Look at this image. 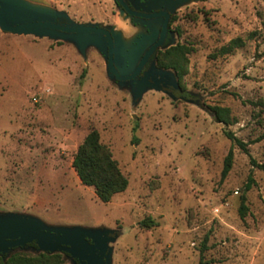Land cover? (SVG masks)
Segmentation results:
<instances>
[{
  "label": "rangeland",
  "instance_id": "rangeland-1",
  "mask_svg": "<svg viewBox=\"0 0 264 264\" xmlns=\"http://www.w3.org/2000/svg\"><path fill=\"white\" fill-rule=\"evenodd\" d=\"M26 1L111 30L122 11L116 0ZM169 11L168 46L189 48L185 72L157 65L177 86L139 96L137 81L108 74L94 45L82 53L69 38L0 29V216L110 230L108 264H264V170L251 161L264 164V0H190ZM133 21L141 34L121 38L122 73L134 65L125 54L135 49L137 60L159 27ZM235 38L239 47L219 51ZM214 105L230 109L231 124L215 121ZM92 129L128 180L108 202L72 167Z\"/></svg>",
  "mask_w": 264,
  "mask_h": 264
},
{
  "label": "water",
  "instance_id": "water-1",
  "mask_svg": "<svg viewBox=\"0 0 264 264\" xmlns=\"http://www.w3.org/2000/svg\"><path fill=\"white\" fill-rule=\"evenodd\" d=\"M129 14L152 18L163 16L162 29L158 40L152 44L136 64L135 49L125 54V59L131 64L128 73L120 71L117 57L122 52L123 41L110 28L93 23H75L67 14L50 7L33 4L26 0H0V29L9 33L35 34L38 36H60L72 39L78 49L84 53L86 47L94 45L106 58L108 74L119 82L137 81L134 89L139 96L147 86L160 88L172 85L176 81L171 72L154 68L137 80L146 59L160 46L165 38L169 13L159 11L151 14H137L132 11L124 0H116ZM190 0H150L152 6H164L172 10ZM58 33V34H57ZM56 37V36H54ZM149 78L151 80H149ZM112 239L110 230L94 231L81 228H53L45 226L32 217L0 216V254H8L13 248H23L34 242L39 251L64 252L78 264H108L109 247Z\"/></svg>",
  "mask_w": 264,
  "mask_h": 264
},
{
  "label": "trees",
  "instance_id": "trees-1",
  "mask_svg": "<svg viewBox=\"0 0 264 264\" xmlns=\"http://www.w3.org/2000/svg\"><path fill=\"white\" fill-rule=\"evenodd\" d=\"M166 45H168V42ZM240 45L241 40L235 38L232 39L228 45L221 47L219 51L225 54ZM188 53L189 48H187V46L176 44L168 46L164 51L158 50L155 59L158 66L171 69L177 77H181L187 66ZM207 109L212 114L215 121L225 125L232 123V117L228 107L214 105L207 106ZM225 135L242 151L248 152L246 142L237 138L232 132L225 131ZM232 160L233 153L230 148L224 158L222 169L223 178L230 171ZM251 161L253 165H258L264 170V164H256L254 160ZM72 167L80 181L84 185L93 187L96 196L102 202H108L114 194L123 192L128 185L126 176L120 171L117 162L112 158L107 147L101 144L98 132L94 129L90 130L79 144L72 160ZM249 181H251V178H249ZM245 209L246 206L244 202H242L239 208L241 215H243ZM24 248H32L34 252H25L22 250ZM65 256H68V254L64 252L57 251L49 253L39 251L35 243L30 242L23 248L16 247L8 254H0V264H68L65 261ZM200 264H207V262L200 260Z\"/></svg>",
  "mask_w": 264,
  "mask_h": 264
},
{
  "label": "flooded vegetation",
  "instance_id": "flooded-vegetation-1",
  "mask_svg": "<svg viewBox=\"0 0 264 264\" xmlns=\"http://www.w3.org/2000/svg\"><path fill=\"white\" fill-rule=\"evenodd\" d=\"M124 2L126 3V5L132 11H134L137 14H151V13H155V12H159V11H166V12L169 13L164 41H163V43L160 46L156 47L155 50L146 59V61H145L144 65H143L140 73L137 75V80H140L144 76L145 73L152 72L154 68L160 69L157 66L155 55H156L158 50H161L162 47L168 46L170 44L169 42H171V37H172L171 36V29H170V17H171V14H170L169 9L164 7V6H159V7L158 6H154V5L152 6V4L150 3V0H132V2L130 0H124ZM117 5L119 6V9L122 10V12H126L132 18H137V19H140V20H143V21H151V20H156V19L159 21V27H158V30H157L155 38L143 50V52L141 53V55L139 56V58L136 61V64H137L139 62V60L141 59L143 53L152 44H154L158 40L160 31L162 29V24H163L164 17L163 16H156V17L148 18V17H144L142 15H136V14L132 15V14H129L125 9H123V7L118 4V2H117ZM167 42H168V45H166ZM149 80H151V79L149 78ZM128 81H131V80H128Z\"/></svg>",
  "mask_w": 264,
  "mask_h": 264
},
{
  "label": "clouds",
  "instance_id": "clouds-1",
  "mask_svg": "<svg viewBox=\"0 0 264 264\" xmlns=\"http://www.w3.org/2000/svg\"><path fill=\"white\" fill-rule=\"evenodd\" d=\"M113 6L114 0H112ZM111 28L113 32L120 34L121 38L124 40H132L135 36L137 39L140 37V25L133 21V18L126 12L118 11L116 14V19L111 23ZM135 43V41H133Z\"/></svg>",
  "mask_w": 264,
  "mask_h": 264
}]
</instances>
